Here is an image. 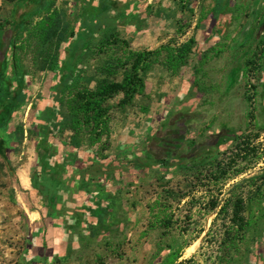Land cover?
I'll return each instance as SVG.
<instances>
[{
	"label": "rangeland",
	"instance_id": "374dc122",
	"mask_svg": "<svg viewBox=\"0 0 264 264\" xmlns=\"http://www.w3.org/2000/svg\"><path fill=\"white\" fill-rule=\"evenodd\" d=\"M45 1L0 0V264H95L97 257L103 264H160L168 245L181 249L178 261L193 258L199 264H219L221 242L235 228L232 202L239 194L250 224L239 244L241 254L232 264H264V3H243L233 35L205 52L200 47L193 50L200 108L183 127L165 124L157 131L159 136L152 140L159 149L157 166L146 152L153 130H143L148 117L142 112L157 101V95L147 94L145 84L144 94L123 109L118 107L122 94L108 100L109 148L104 155L122 153L125 175L119 179L114 171L109 173V185H117L116 191H108L110 203L116 202L115 215L109 216L107 230L86 238L85 246L76 251L80 261L73 262V229L51 225V216L43 209V191H28V174L33 170L28 162L31 117L42 92L57 90L77 77L84 85L95 60L83 51L66 69L59 61L67 59L65 47L73 40L61 52L53 42L47 49L58 62L55 70L48 69L31 36ZM76 1L74 8H55L64 10L70 26L78 29L82 0ZM14 72L22 77L18 86L22 95L13 87ZM121 79V73L113 78ZM27 86L34 87L32 105L20 117L11 101L17 92L24 97ZM132 130L141 133L136 147L116 152L122 137ZM78 147L99 159L101 144ZM137 158L144 160L140 170L129 163ZM163 200L168 205L165 213L155 205ZM211 202L217 203L214 210ZM65 208L73 209L71 195L66 204H59L56 217ZM165 215L172 216L168 231L155 224L158 216Z\"/></svg>",
	"mask_w": 264,
	"mask_h": 264
},
{
	"label": "crops",
	"instance_id": "0c3cea01",
	"mask_svg": "<svg viewBox=\"0 0 264 264\" xmlns=\"http://www.w3.org/2000/svg\"><path fill=\"white\" fill-rule=\"evenodd\" d=\"M185 1L189 2L190 8L193 9L191 17L179 8L180 0H82L79 2L81 9L78 12V29L75 30L85 39L99 37L103 32L112 30L120 39L126 40L133 51L155 50L171 40L179 45L193 37V50L200 47V50L205 52L233 35L242 4L251 0ZM77 3L76 0H55V7L73 5L74 8ZM263 3V0H252L254 6ZM186 20L189 27L178 33V24ZM72 40L73 38L71 42ZM64 45L66 44L60 46L59 52L64 50ZM67 60L59 61V66L66 65ZM14 75L13 87L21 93L22 77L16 76L15 72ZM62 76L60 74L59 81ZM195 79L192 55L187 66L175 75L165 71L162 66H155L146 76V93L158 97L157 101L149 106L146 113L148 118L143 125L146 133L153 130L146 152L155 166L158 165L159 149L152 140L159 136L157 131L160 132L165 124L183 127L188 117H193L194 111L200 108ZM32 87L25 88L26 97L25 94L22 98L18 97V92L13 94L12 108L20 117L25 107L26 111L30 110ZM60 89L58 86L57 90L52 92H42L32 111L33 127L30 133L31 152L28 162L32 164L33 170L29 172L26 184L28 191H43V209L51 216V225L58 230L73 229V262H79L81 255L76 254V251L85 246L86 238L104 232L110 225L107 220L112 197L108 191H116L117 185L111 184L110 189L109 173L114 171V177L119 179L120 175H125L119 148L128 146L134 149L136 139L141 133L139 135L136 130L127 132L122 137L123 142L115 149L119 152L117 157H110L106 153V158L100 160L87 151L82 152L81 147L70 142V132L61 128ZM10 107L9 104L7 108ZM153 116L154 120L150 118ZM16 118L11 121L14 122ZM128 135L131 136L130 140ZM143 161L137 158L129 163L135 170H140ZM117 178L114 180L118 184ZM70 195L73 198V209L65 208V212L56 217L59 204H66Z\"/></svg>",
	"mask_w": 264,
	"mask_h": 264
},
{
	"label": "trees",
	"instance_id": "16d2710c",
	"mask_svg": "<svg viewBox=\"0 0 264 264\" xmlns=\"http://www.w3.org/2000/svg\"><path fill=\"white\" fill-rule=\"evenodd\" d=\"M97 6L100 7V4ZM179 8L190 17L192 16L193 9L190 8L189 2L180 0ZM41 9L43 16L35 23L31 36L36 40L49 70H55L58 62V57L52 55L47 49L53 42L59 49L62 44H69L73 38V42L66 47L68 54L66 69L75 65L83 51H87L89 57L95 60V65L84 85L77 77L75 81L65 82L61 87L60 125L62 130L70 132V142L76 146L101 144L98 157L100 160L105 159L104 152L109 148L110 107L107 105L108 100L122 94L118 107L123 109L131 105L136 96L144 94L145 77L156 65L162 66L171 75L177 74L189 63L195 40L191 37L179 45L171 40L155 50L133 51L129 48L128 42L120 39L112 30L103 32L99 37H89V39L78 35L74 25L71 27L67 20V13L55 8V0H46ZM188 27L187 20L181 21L177 31L182 33ZM70 54L73 56L70 57ZM118 73L122 75L121 81L113 80ZM247 100L250 101V98ZM142 112L147 113L148 108H142ZM249 115L251 116L252 113ZM247 149L249 147L245 151ZM244 156H247V152H244ZM166 202L163 200L161 204L155 203L159 206L160 212L162 209L165 213L168 208ZM115 205L116 202H113L109 206L111 218L116 212ZM209 207L214 210L217 203L211 202ZM232 209L231 220L235 228L233 233H225L226 237L221 242L223 250L217 258L219 264H232L235 257L241 254L239 244L244 238V230L250 224L244 217L245 206L241 194L234 198ZM155 224L157 228L168 231L173 224L172 216L165 215L162 218L158 216ZM152 228L155 226L151 225ZM166 248L167 251L160 264H199L193 258L178 261L181 257V249H173L170 245ZM97 261L103 264L101 258L97 257L95 264H98Z\"/></svg>",
	"mask_w": 264,
	"mask_h": 264
}]
</instances>
